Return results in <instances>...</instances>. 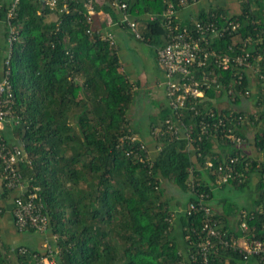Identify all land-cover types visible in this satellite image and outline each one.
I'll return each instance as SVG.
<instances>
[{"label": "trees", "instance_id": "obj_1", "mask_svg": "<svg viewBox=\"0 0 264 264\" xmlns=\"http://www.w3.org/2000/svg\"><path fill=\"white\" fill-rule=\"evenodd\" d=\"M84 1L69 2L67 10L59 2L55 10H50L42 0H18L13 8L14 0H0V23L5 27L0 78L8 59L15 113V120L6 124L2 137L8 144H23L29 155V163H18L17 169L28 191L35 192L43 205L49 238L56 236V240H50L58 249L53 254L54 264H179L182 260L200 264L199 256L195 262L189 256L197 253L194 243L195 234L202 228L201 214L189 216L186 207L197 200V192L207 194L209 203L217 187L229 185L245 192L252 174L258 178L252 210L243 218L242 212L231 208L228 201L225 206L232 209L233 216H240L235 231L229 230L231 224L225 218L232 216L230 212L225 211L223 219L211 210L212 219L225 239L245 235L249 241H264V160L243 155L234 171L244 173L247 179L240 181L234 175L228 183L218 185L213 173L217 164L242 154V150L214 131L199 143L196 141L195 132H199V122L208 119L207 112L213 111L216 117L229 114L213 107L215 90L206 91L196 103V115L189 109L195 102H187L183 110V123L194 127L195 143L187 145L184 139L161 133L162 123L172 116L165 104L158 105L157 117H150L147 131L137 136L140 127L127 118L134 100L133 85L122 74L115 49L99 35L87 33L96 27L86 22ZM124 1L130 14L142 23V29L137 26L143 42L149 40L163 48L167 43L163 22L149 21L147 16L160 14L166 8L165 2L172 3L179 12L182 7L177 0ZM237 6L236 15L228 16L225 10L215 8L200 11L195 20L218 22L222 16L224 20L237 21L239 28L215 40L211 49L231 58L249 54L251 67L258 66L257 74L264 81V0H240ZM94 10L108 14L113 22L119 19V12L109 5V0L97 1ZM50 12L57 19L45 22ZM185 25L190 26V22L180 27ZM10 37L14 39L9 41ZM229 46L232 52L227 51ZM246 69L232 64L227 71L214 69V74L224 89L233 84L234 92L244 91ZM200 73L201 70L194 74L197 79ZM235 75L242 76L241 86L234 84ZM253 122L256 128L260 125L255 147L264 153V110ZM240 128L239 125L237 129ZM237 129L234 135L244 140ZM197 147L200 157L194 151ZM207 158H215L212 168L205 166ZM163 183L188 196L180 201L183 209L172 211L175 209L162 199ZM15 197L16 192L6 189L1 181V201L11 199L13 208ZM242 221L247 224L246 231L240 227ZM177 237L181 239L180 246ZM22 247L26 249L24 254L19 252ZM22 247L12 250L17 264H33L44 252ZM9 250L0 249V264H11L12 260L7 259ZM255 261L252 256L248 263ZM208 262L239 264L242 255L219 250L210 254Z\"/></svg>", "mask_w": 264, "mask_h": 264}, {"label": "built area", "instance_id": "obj_2", "mask_svg": "<svg viewBox=\"0 0 264 264\" xmlns=\"http://www.w3.org/2000/svg\"><path fill=\"white\" fill-rule=\"evenodd\" d=\"M18 0H14V4ZM73 0H42L50 10H55L58 3L61 2L63 9L67 10V5ZM99 0H85L83 8L85 9L86 22L93 24L92 17L95 15L94 4ZM199 0H177L178 5L182 8L195 4ZM109 5L119 12V19L116 22L118 26L125 27L130 31L134 39L143 41V37L138 32L136 19L130 14L129 6L124 0H109ZM166 8L160 14H151L147 16L149 21L160 19L166 29V45L157 51V62L160 65L164 77V92L167 106L172 111V116L166 118L162 123L163 135L174 136L177 139H184L187 145L195 143L192 137L194 127L183 123V110L186 103H193L190 110L197 114L195 105L199 100L204 98V94L209 89L215 91L223 90L228 97L235 98L240 95H248V91L242 89L234 92V85L229 84L226 89L218 82V76L214 74V69L227 71L234 64L240 68H251L249 62V54L237 55L233 58L227 54H223L214 49L211 45L215 40L230 36L239 28V23L233 20H224L222 16L217 21H190V26L180 27L181 21L177 18V11L170 2H165ZM11 8V11H12ZM9 12L8 16H10ZM174 19L177 21L174 22ZM13 30H10L12 34ZM87 33H93L100 36L101 40L107 42L111 47L115 48V41L110 33L102 30L88 29ZM14 38L10 37L9 41ZM227 51L232 52L229 46ZM232 63V64H231ZM5 70L0 78V180L8 190L16 192L11 216L16 230L20 233L29 229L34 230L40 235L48 233V218L44 213L43 205L35 192L28 191V186L22 177L21 172L17 169V164L21 162L29 163V155L23 144H8L2 137L6 124L15 120L13 109V96L11 95V85L9 81L10 68L8 59L5 61ZM200 77L197 79L194 75L200 71ZM236 86L242 85V76L235 75ZM236 93V94H235ZM208 119L199 122V132H195L196 141L199 143L202 137L214 131L222 138L228 139L235 144L237 149L241 148L243 140L234 135L236 128L243 123L245 118L241 115L228 114L223 117H216L213 111L207 112ZM134 138H132L133 140ZM194 151H198L197 156L200 157L199 147ZM243 155L237 153L234 157H228L223 162L218 163L213 173L216 175V183L218 185L228 183L234 175L241 181L245 178L244 173H235L234 165ZM215 158H207L205 166L212 168V161ZM249 163H246V167ZM197 200L190 202L185 209L187 215L194 213L201 214L202 228L200 233L195 234L194 246L197 253L191 254L189 260L196 261V257H200V264H209L208 258L211 253H217L219 250H232L242 255V262L239 264H249V258L256 257L258 264H264V241L252 240L241 248L232 239H225L224 234L220 233L214 225L212 219L211 208L208 205V195L204 193H196ZM246 212H242L243 218ZM240 227L243 231L247 230V224L242 221ZM56 240V236L48 237L43 245V254L38 256L33 264H54L53 254L58 252L57 247L50 244V240ZM52 240V241H53ZM19 252L24 254L26 249L19 248ZM179 264H188L182 260Z\"/></svg>", "mask_w": 264, "mask_h": 264}, {"label": "crops", "instance_id": "obj_3", "mask_svg": "<svg viewBox=\"0 0 264 264\" xmlns=\"http://www.w3.org/2000/svg\"><path fill=\"white\" fill-rule=\"evenodd\" d=\"M240 0H199L195 4L188 5L185 8H182L179 12H177V18L182 23L188 21L193 22L196 21L195 17L197 13L200 11H208L215 8H221L226 11V14L228 16L236 15L238 12V6ZM264 17V8L263 12L261 14ZM45 22L55 21L57 19V16L54 12H50L45 16ZM93 19V25L96 27V30H102L106 33H110L115 41V52L117 53L119 57V64L120 69L122 71V74L126 76V78L131 82L133 85V91H134V100L131 106L133 107V104L140 110V102L147 105H152L155 113H153V109L151 113L148 112V121L147 126L144 128V131H147L149 127V118L152 116V118H156L160 111V106L158 105H167V101L165 98V92H164V82L165 77L164 73L160 67V65L157 62V51L159 50L158 47L152 45L149 43V40L147 42H143L145 47L151 48L152 51H148L141 48H132L128 45L124 44L126 41V38L133 36L131 35L130 31L127 29H124L121 26H118L116 22H113L108 14L98 11L95 12V15L92 17ZM137 21V25L139 24L140 29H142V23L140 21ZM5 27L4 24L0 23V47H1V53L2 49L5 45ZM142 43V44H143ZM137 52L139 56H142L144 62L142 61V67L133 66L131 63H129V60L127 61V52ZM149 52V53H148ZM3 54V53H2ZM2 54L0 57V72L2 71ZM150 54H152V58H150ZM260 56L257 55L256 59L259 60ZM258 66L255 65L254 69L253 66L251 68L246 69L245 74L247 77V88L245 90L248 91V95H240L237 96V98L228 97L223 90L215 91L214 98L211 100V103L214 108L219 109H225L226 111H229V114L234 115H241L245 118L242 124H240L241 128L238 130V133H241L244 135L243 144L241 145L242 155H245L246 157L250 159H254L257 161H263L264 160V153L260 152L258 149H256L254 144V138L255 135L258 132V129L260 125L255 127V124L253 121L258 120V117L263 112L264 107V81L263 78H260L257 72ZM135 83H138L139 85H136ZM146 105V106H147ZM130 106V107H131ZM145 106V107H146ZM136 113L135 111L132 112V116H134ZM252 117L253 120L250 121V118ZM131 123L133 125H138L140 127V131L143 124H145V121L138 118L135 120L131 117ZM6 128V127H5ZM223 157V156H222ZM245 179H247L245 177ZM248 189L245 192H240L233 188L232 186H225L223 188H216L214 189V196L210 200V203L208 202L212 212L216 213L217 215H220L222 218L224 216V212L227 211L230 212L232 216H226L225 218L228 219V223L231 224V228H229L230 231H235L234 226L237 224L239 217L238 215L233 216L234 214L231 212L232 209H230L229 206H226L227 201L229 204H231V208L235 207L236 209H239V212H247L249 210H252V201L255 196V184L257 183V175L252 174L248 176ZM0 191H1V180H0ZM228 204V205H229ZM1 209L4 210V212L1 214ZM11 209H12V201L11 199L8 200H2L0 198V249L3 251H6V249H10L7 253V259L9 258L11 261V264H17L15 255L12 253V250L15 247H22L23 245H27L32 249H38L40 251L43 250V245L45 240L49 237L48 234L46 235H40L36 232H18L13 226L12 218H11ZM183 209V206H182ZM223 218V219H225ZM230 239H232L238 246L243 248L248 241V238L244 236L240 237H233L230 236ZM10 264V262H9ZM250 264H258L256 261L252 262Z\"/></svg>", "mask_w": 264, "mask_h": 264}, {"label": "rangeland", "instance_id": "obj_4", "mask_svg": "<svg viewBox=\"0 0 264 264\" xmlns=\"http://www.w3.org/2000/svg\"><path fill=\"white\" fill-rule=\"evenodd\" d=\"M142 43H143L142 41H139V40H136L132 37H129L128 39L126 38V41L124 44H126L132 48H136V47L137 48H141V47L144 48L145 47L144 43L143 44ZM144 49H146L148 51H152V53H153V50L151 48L145 47ZM126 56H127V61L129 60V63H131L133 66H135L136 69H137V67H142L141 63H142V61L144 62V60H143L142 56H139V54L137 52H133V51H131V53L127 52ZM150 58H152V54H150ZM146 105L147 104H145V102H143V104L140 102V105H139L140 110H138L139 107L137 108L133 104V107L131 106L128 113H127L128 119H131V117H132L135 120L140 118L141 120L145 121V124L142 125L143 128H141L140 135L136 134L139 137L142 136V132L144 134V132H145L144 128L147 126V121H148V116H149L148 112L151 113V111L153 109V106L151 104L147 105V106ZM133 111H135V113H136L134 116H132ZM153 111H154V109H153ZM153 113H155V111ZM152 117H155V116H152ZM137 136H136V138H138ZM144 136H146V134ZM161 187L164 190V196L162 199H166L169 202L170 207L172 209H175L172 211H177V210L179 211V209L181 210L182 208L180 205V201H185L186 197H188V196H186V194L182 193L177 187L170 185L168 183H166V184L163 183L161 185ZM177 241H178V244L180 246V244H181L180 237H177Z\"/></svg>", "mask_w": 264, "mask_h": 264}]
</instances>
